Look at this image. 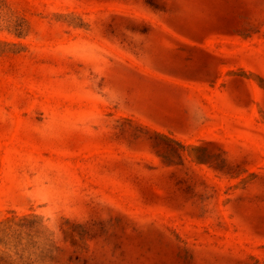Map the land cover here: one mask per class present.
I'll use <instances>...</instances> for the list:
<instances>
[{
    "label": "rangeland",
    "instance_id": "1",
    "mask_svg": "<svg viewBox=\"0 0 264 264\" xmlns=\"http://www.w3.org/2000/svg\"><path fill=\"white\" fill-rule=\"evenodd\" d=\"M0 264H264V0H0Z\"/></svg>",
    "mask_w": 264,
    "mask_h": 264
}]
</instances>
